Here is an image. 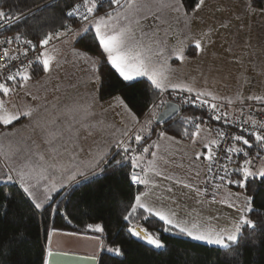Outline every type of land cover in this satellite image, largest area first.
<instances>
[{"label":"snow or ice","instance_id":"snow-or-ice-1","mask_svg":"<svg viewBox=\"0 0 264 264\" xmlns=\"http://www.w3.org/2000/svg\"><path fill=\"white\" fill-rule=\"evenodd\" d=\"M257 2L258 0H245L244 11L247 15H264V8H258ZM205 7L206 0H73L63 16L78 20L81 25L79 29L74 30L72 25L65 24L62 20L63 32L46 33L39 39L38 44L19 33L14 37L0 39L2 52L0 61L3 62L0 65V134L15 135V122L27 119L30 125L35 124L40 128L43 143L48 146L47 155L45 152L34 153L38 163L34 164L31 159H27L23 165L17 167L13 158L19 149L10 143L6 147L0 142V161L3 162L0 167V183L19 184L34 209L39 212L48 211L49 214L58 211L56 208H46L54 203V194L69 187L72 182L79 183L78 177L88 180L102 173L104 169L101 165L108 164L110 160L111 167L117 171L130 165L132 171L129 175L132 184L144 185L146 189L158 187L155 181L149 178L148 169L142 166V161L148 156H151L153 162L157 159L161 150L160 141L180 144V141L167 136L163 130L157 133L156 141L147 143L146 138H150L153 132V119L158 121L167 114L158 113L159 104L153 102L147 108L145 121L141 122L121 97H113V102L104 111L119 108L121 111L117 115L121 116L123 127H117L115 123L104 119H93L96 115L94 107L99 104L97 87L92 88L88 100L84 103L75 101L65 105L61 113L67 119L60 124H57L59 117L46 123L35 119L38 108L28 106L24 109L16 108L15 111L9 108V100L13 93L24 90L25 95H31L30 81L37 72L51 77L54 58L48 56L42 49L54 37L59 39L62 35L71 34L87 39L91 36L105 56L103 63L110 65L123 81L130 82L137 77H146L151 87L161 96L170 90L179 95L181 104L204 109L209 119L240 129L239 134L228 135L224 131L218 132L219 140L203 143L202 147L206 151L194 153L193 165L201 161L202 157L207 161L203 181L205 187L183 180L175 181L177 185L193 193L197 203H203L211 193L210 203H222L232 209L236 216L227 226L206 228L194 218L190 220L180 216L178 209L181 206L171 196L167 197V203L157 196L156 200L160 201L157 206L155 202L146 198L149 193L144 192L134 197L123 215L127 232L155 249H163L166 245L159 235L153 234L139 223L140 220L158 218L162 222L164 232H174L232 252H238L241 247H251L264 254V211L256 207L255 192H249V188L255 189L257 183L264 185V167L254 166L250 151L254 148L264 150V119H256L251 112L246 114L243 107L239 109L238 115H234L235 110L232 108L236 103L244 105L245 100L254 101L260 106L257 107V111L264 114V96L241 95L236 100L224 99L220 102L222 98L210 90L197 87L194 82L190 83L187 80L174 82L171 78L174 70L169 61L173 59L181 63L185 61L187 49L185 41L189 38L185 33H191L193 23L200 19L198 14ZM20 19L21 16L0 10V26L11 27ZM233 19L242 21L243 18L236 15ZM230 24L231 21H228L220 23L219 28L209 26L202 29L200 38L194 40L192 51L197 54L204 53L215 42L214 34L220 28H229ZM161 25H166L163 28L165 38L157 39ZM170 33L182 35L183 39L179 40L178 47H173L169 51L167 36ZM14 44L18 45L15 49L12 48ZM21 44L23 48L19 47ZM29 52L37 54L35 57H29ZM71 56L73 59L65 60L66 63L76 66L81 63L87 65L89 75L82 81L84 87L87 89L89 86L98 85L101 78V63L77 49L71 50ZM55 63L60 64V61L57 60ZM33 99L37 97L33 96ZM13 107L15 108L14 105ZM53 107L55 108V105ZM164 107L172 112L177 111L175 106L170 104H165ZM203 124L202 117L183 116L181 119L183 136L191 139L193 144L197 143ZM97 134L101 135L102 140L88 143L89 137ZM103 137L110 139L104 140ZM221 142L226 146L222 147ZM36 147L39 148V145ZM113 148L116 149L115 152L112 151ZM164 151H168L167 147ZM261 154L260 151L256 153L257 156ZM237 158L242 162L233 166V161ZM138 168L140 172L136 171ZM152 170L153 175L163 176L162 172L155 171L154 164ZM195 175L199 177L201 173L195 171ZM228 186H235L242 191L232 193ZM221 189L229 191L228 199L217 200ZM166 192L172 193L173 189L168 187ZM260 208H264V204H261ZM67 223L72 224V220L68 219ZM86 229L100 234L105 231L99 223L88 224ZM57 235L75 234L60 233L55 228L46 229V245L41 264H53V257L59 255L52 250L53 237ZM88 239L93 241V252L87 258V264H103L102 254L105 252L114 256L123 255L121 248L106 247L98 236ZM23 242L22 238H14L7 245L0 241V264H19L11 258L16 251L12 246ZM255 264H260V261H256Z\"/></svg>","mask_w":264,"mask_h":264},{"label":"trees","instance_id":"trees-1","mask_svg":"<svg viewBox=\"0 0 264 264\" xmlns=\"http://www.w3.org/2000/svg\"><path fill=\"white\" fill-rule=\"evenodd\" d=\"M72 2L73 0H0V10L21 16V19L11 27L0 32V36L14 37L19 33L38 44L39 39L43 38L46 33L63 32L62 20L65 24L72 25L75 30L81 26L79 21L63 16ZM257 7L264 8V0H258ZM54 39L57 38L54 37ZM73 47L101 63V78L98 87L100 101L119 96L139 118L146 114L147 108L157 99L161 105V101L164 105L170 102L167 96L162 97L156 93L150 81L145 78L130 82L119 78L110 65L103 63L105 56L91 36L87 39L77 36ZM192 49L193 47H190L186 52L189 58L195 55ZM42 75V72H37L33 79ZM179 107L178 114L162 124H153V129L163 130L168 136L184 142H189L191 139L183 136L181 125L183 116L202 117L212 125L213 131L210 133L215 137L223 129L209 119L203 110L183 104H179ZM151 138L147 139V143H150ZM250 151L252 159L258 160L264 156V150L254 148ZM258 151L262 153L260 156L256 155ZM241 162L242 160L237 158L233 161V165ZM101 167L104 169L102 173L68 187L63 191L64 193L54 194V203L46 206V208L58 209L54 214L35 210L19 184L0 183V241L6 245L14 238H22L24 241L12 246L16 250L15 255L11 257L13 260L19 264H41L46 245V229L55 228L58 232L98 236L106 247L121 248L123 253L121 256L103 253V264H255L256 261L264 264V259H262L264 254L251 247H241L238 252H232L229 249L194 241L174 232H164L162 222L158 218L140 220L139 223L146 226L153 234L159 235L166 245L165 248L155 249L146 242L131 236L127 232L123 215L134 197L141 192V185L131 183L130 165L117 171L111 167L110 160L108 164H102ZM228 188L235 192L242 191L235 186H228ZM253 191L256 194L257 209L264 211V208H260V205L264 204V185L257 183L255 189L249 188L250 193ZM68 219L72 220V224L67 223ZM96 223L104 227L103 234L87 231L86 225Z\"/></svg>","mask_w":264,"mask_h":264},{"label":"crops","instance_id":"crops-1","mask_svg":"<svg viewBox=\"0 0 264 264\" xmlns=\"http://www.w3.org/2000/svg\"><path fill=\"white\" fill-rule=\"evenodd\" d=\"M244 3L245 0H206V7L200 12L205 18L206 22H215L212 17L215 15H226L229 17L228 21H231V23H236L237 26H235L231 29V31L235 30V32L238 35V42H240L237 45L238 53L236 57L233 60H230L226 63H220L216 64L214 66H211L210 59L207 61L210 67V71H216V73H220V75L224 74V78H232V79H241L244 81V84L246 83L248 85V88H254V81L255 79L258 82V78L261 74H264V15H255L251 16L246 14L244 11ZM219 9V10H218ZM240 15L243 19L241 20H233V16ZM263 16V17H262ZM167 18V17H166ZM204 20V21H205ZM239 21V22H238ZM241 23H243V28L241 29ZM232 24V25H233ZM207 25V26H206ZM200 25L197 21H195L192 25L194 28L200 29L202 27L203 29L208 28V25ZM81 27V26H80ZM78 27L77 29H79ZM165 26H161V31L159 32L157 39H164L165 33L163 31V28ZM262 33V34H261ZM70 35V34H69ZM63 38V37H62ZM60 38V39H62ZM177 35L175 34H169L167 36V39L171 40L172 42H175L174 39H177ZM54 44V47H50L48 49H44L43 52H45L48 56L54 58L53 62V71L51 73V77L49 78L47 74H44L37 78L32 79L30 81V92L31 95H29L28 101L24 103L23 107H35L38 108L37 115L35 116V119L41 121V122H47L52 120L53 118L59 117L60 123L67 119L64 117L61 113V110L64 108L65 105L71 104L75 101H79L80 103H84L89 98V93L92 91L93 87H99L98 85L89 86V88H85L82 81L86 80L89 73L85 69L83 71L78 70L76 67V71L74 68H70L69 64L66 63L65 60H70L73 57L70 55L71 50L75 49L73 47V42L75 39L72 40V43H65V39L60 40ZM241 39V40H240ZM168 43L169 45V51L171 48H173V43ZM188 46V45H187ZM67 48V52L70 53L69 56L71 58H66L64 55H66V51L64 48ZM190 47V46H189ZM81 52V51H80ZM55 53H58L54 55ZM83 53V52H81ZM198 55H194V57H187L189 58L186 60L188 62L190 71H193V65L196 63V57ZM93 58V57H92ZM95 59V58H94ZM223 60H227L224 58H221ZM60 61V64H56L55 61ZM97 60V59H95ZM215 60V59H213ZM171 68L174 70L171 74V77L175 76L176 74L180 73L181 67H179V62L176 60H170L169 61ZM74 65V64H71ZM80 65H86L81 63ZM80 67V66H78ZM230 70V71H229ZM230 76H228L229 72ZM194 72V71H193ZM235 72H237V75H235ZM259 74V75H258ZM222 77V76H221ZM139 78H145L146 77H137ZM73 85H76V87H73ZM58 88V90H57ZM227 89V88H226ZM208 90L212 91L216 96L222 98L221 101L224 99H233L236 100L238 96L247 97L249 95H244L242 93L241 87L237 88V93L233 96L226 95V91L223 89H218L216 87L209 88ZM20 91H18V95H20ZM170 91V90H169ZM16 93V92H15ZM12 96L14 97V94ZM239 94V95H238ZM98 95V93H97ZM255 95H262L261 93L255 94ZM33 96L37 97V99H33ZM264 96V95H262ZM16 99H12L11 105H14V107H9L11 110L15 111L16 108L21 109L16 104ZM113 102V98H110L105 101H100L99 104L94 107L95 116L93 117L94 120H100L104 119L108 122H113L116 124L117 127H123V124L119 121H117L116 118V111L120 110L119 108L116 109H109L108 111H104V109L108 108V105ZM246 103H254V101H247ZM55 105V108L53 107ZM164 108V107H163ZM158 110V109H157ZM121 111V110H120ZM106 112L109 114V117H106L103 115V113ZM106 117V118H105ZM146 114L141 117V119L145 118ZM118 122V123H117ZM15 135L11 134H0V142H3L4 145L7 147L9 143L14 148H20V143L25 142L27 146L23 147L21 149L23 153L19 151V154L16 153L14 159L15 165L18 167L20 165V160H23L24 158H34L35 151L37 152H43V150L47 151V145L44 143L40 144L39 148L36 147V143L34 140V137L37 133L40 134V128L36 127L35 124H31L27 119H22L20 121L15 122ZM27 126L29 129H35L36 134L33 135V138L30 136L29 139L17 142L12 139V136H16V131H19L22 127ZM11 127V126H10ZM55 127V126H53ZM152 125V129H153ZM162 130L153 129L152 135H151V141H156L158 139L157 133ZM168 136V135H167ZM104 140L110 139L109 137H103ZM215 136H213L211 133L205 131L204 129L201 130L200 136L197 138V143L193 144L192 141L184 142L181 140L179 145H174L172 142L169 141H160L161 143V150L158 153L157 159L153 162L151 156L146 157L142 161V166L146 169H148V176L151 180L155 181V183L158 185L155 189L148 188L146 189L144 185H141V192H148L149 196L146 197L147 199H150V201L155 202L157 206H159L160 201L156 200V197L159 196L161 200H164L165 203L168 202L167 197L171 196L172 198L176 199L178 203L180 204V208L183 211L188 208L187 211L191 210V207H194L196 205L197 208H200L198 210V214L200 216H205L207 225L209 228H212V226L217 225L216 227H224L227 226L226 224H229L230 220L234 217L231 216H222L219 215V212L222 210V208H227L225 204L221 203H210V200H204L203 203H197V198L194 196L193 193H191L188 189L183 188L182 186H179L175 183L176 180H183L188 183H194L201 185L203 178H204V169L207 165V161L204 160V158H201V161L196 162L195 165H193L192 157L194 156V153L200 152V151H206L203 149L202 145L205 142H208L210 140H214ZM102 137L97 135V139L95 141H101ZM94 140H90V143H92ZM32 143V144H31ZM149 143V144H150ZM30 144V145H29ZM167 147L168 151L165 152L164 148ZM20 150V149H19ZM185 153L187 155H185ZM160 157H163L161 159ZM187 157V159H186ZM83 158V156H82ZM165 160L167 163H165ZM2 161H0V167H2ZM155 167V171H159L163 173V176L158 177L153 175L152 167ZM195 171H199L201 175L197 177L195 175ZM164 177H170L171 179H165ZM82 179V178H81ZM168 187H171L173 189L172 193L166 192V189ZM232 193H239L232 191ZM229 197V191L227 189H221L219 191V194L217 195V200H226ZM216 207V208H215ZM218 207V208H217ZM178 209V210H179ZM227 210L230 213V209L227 208ZM203 212V213H200ZM222 212V211H221ZM184 217V215L182 216ZM187 218V217H185ZM207 227V228H208ZM191 239V238H190ZM203 243V242H202Z\"/></svg>","mask_w":264,"mask_h":264},{"label":"rangeland","instance_id":"rangeland-1","mask_svg":"<svg viewBox=\"0 0 264 264\" xmlns=\"http://www.w3.org/2000/svg\"><path fill=\"white\" fill-rule=\"evenodd\" d=\"M202 14H204V13L202 12ZM202 14L201 13L198 14L200 19H198L196 21L200 25H203V26L206 25V24H211V25H208V27L211 26L214 29L215 28H219V24L220 23H227L228 19H229V17H227L226 15H224V16L223 15H217V16L215 15L214 17H212V19L215 18V19H213L215 22H209L208 23V22H206V20L204 19L205 17ZM251 18H253V17H251ZM233 20L235 21V19H233ZM232 24L233 23H231L229 25V28H226V29L225 28H220L219 31H217L214 34L213 39H214L215 42L212 45H210L204 53H200L199 56L196 57V60H195L196 63L193 65V68H194L193 71L194 72L190 71L191 69H189V66H188L189 64H188V62H186V60L189 59V58H187L188 56H186V59H185V61L183 63L178 61L179 62L178 64H179V67H181V70H180V73H178L175 76L171 77L173 79V81L175 82V81H178V80H187L190 83L194 82L197 87L204 88V89H207V90L209 88L216 87L218 89H223L224 91L228 92V93H226V95H229V96L230 95L231 96L235 95L237 93V88H239V87H241V89H242L241 91H242V93H244V95H255V94H258V93H261L262 95H264V74L260 75V77L258 78V82L255 79L254 88H251V87L248 88V85L246 83L244 84V81L246 79L244 81H242L241 79L224 78V76H225L224 74L220 75V73H216V71H210L209 70L210 67H209V64L207 62L209 59H210V61H212L211 62V66H214L216 64L226 63L227 61L229 63L230 60H233L236 57V55L238 53V49H239V46L237 48V45L240 42H238L239 39H238V35L235 32V30L231 31V29L234 27V24H235V26H237V25H236V23H234L233 25ZM161 26H165V25H161ZM202 29H203L202 27H200V29H198L197 27L196 28L192 27V31H191L190 34L185 33V35H188V37H189L185 41L186 45H188L187 49H186V52H187L188 48L194 47V40L200 38V34H201V30ZM176 35H177L178 38L174 39L175 42H172L171 40L167 39L168 43L172 42L174 47H178L179 46V40L183 39L182 35H178V34H176ZM76 37L77 36H74V35H67V36L62 35L60 37L62 39H60V38L59 39L60 40L65 39V43L67 42L69 44V43H72V40L76 39ZM57 41H58L57 39L53 38V40L50 41V43L42 49V51L44 49H48V48H50L52 46L54 47V44ZM64 49L66 51V55H64V56L66 58H68L70 53L67 52V50H66L67 48L66 47ZM263 51H264V49H263ZM56 54H58V53H55L54 55H56ZM185 55H186V53H185ZM196 55H198V54L195 52V56ZM69 58H71V57L69 56ZM221 58H224V59H227V60H223ZM213 59H215V60H213ZM71 60H72V58L70 60H68V61H71ZM188 61H190V60H188ZM69 66H70V68L71 67L74 68L75 71H76L75 67L78 70L83 71V72H85L84 71L85 69L87 70V65H83V66L79 65L80 67H78L76 65H71V63H70ZM228 74H229L228 76L231 77L230 72ZM235 75H237V72H235ZM29 91H30V89H29ZM28 98H29V95H25V91L24 90L20 91V95H18V92H16L14 94V97L12 95L10 97L9 107H13V105H11L10 102L12 103V99H16L15 102L18 105V107H20L21 109H24V108H26V107H23L24 103L28 101ZM158 101H159V99H157V101H155V103L159 104L160 107L163 108L164 104L161 105L160 101L159 102ZM160 107L157 110L158 113L161 112L160 111V109H161ZM118 112H120V110L116 111V118L115 119L117 121L121 122V116L117 115ZM36 115H37V113L35 114V116ZM103 115L106 116V117H109V114L106 113V112H104ZM109 118H111V117H109ZM100 119H101V116H100ZM139 119L141 120V122H143V121H145L146 117L143 118V119H141V117H140ZM155 121L156 120L153 119L152 125L156 123ZM57 124H60L59 120H57ZM32 134L33 135L36 134L35 129L34 130L32 128L29 129L27 126H24L19 131H16V136H12L13 137L12 139H14V141H16V142L18 140L24 141V140L29 139L30 136L33 138ZM97 135L101 136L100 134H97ZM97 135H95L93 137H89L88 143H90V140H94L95 141V139H97ZM146 139H148V138H146ZM34 140H35L36 146L37 145L40 146V144L43 143L41 130H40V134L37 133L35 135ZM58 143H62V141H58ZM25 146H27V144L25 142H21L20 143V148H19L20 150L19 151L21 152V154H25L21 150ZM19 151L17 152V154H19ZM112 151L115 152L116 149L113 148ZM35 152H37V151H35ZM35 152H33V153H35ZM43 152H45L46 155H47V151L46 150H43ZM83 158L86 159V157H83ZM27 159H31L34 164L38 163L37 157L34 155V158L28 157V158H24L23 160H20V165L19 166L23 165V163ZM186 159H187V157H186ZM255 161L257 163V164H255L256 168L264 167V156L259 158L258 160L255 159ZM136 171L140 172V169L138 168V169H136ZM78 180L80 181L79 183L72 182V184H70L69 187L70 186H74L76 184H80L82 181H85L83 177H78ZM67 188L61 189L60 192H63ZM206 200H211V199H206ZM187 210H188L187 207H186V209L184 211L182 209H179L178 211L180 213V216L184 215V217H187L190 220L194 218L196 220V222L200 223L202 226H204L206 228L208 227V225H207L208 220L206 221L205 216H200L198 214V212H197L198 210H200V208H197L196 205H195L194 207H191L190 211H187ZM221 211L219 212V215L221 214L222 216H225V217L229 216L230 217L231 214H232V216H234V217L236 216V213L232 209H230V213L227 210V208H222ZM188 213H191L192 215L188 216L187 215ZM200 213H203V212H200ZM226 225H228V224H226ZM216 226L217 225H215V226L213 225L212 228H217ZM198 242H200V241H198ZM204 244H206V243H204ZM211 246H215V245H211Z\"/></svg>","mask_w":264,"mask_h":264},{"label":"water","instance_id":"water-1","mask_svg":"<svg viewBox=\"0 0 264 264\" xmlns=\"http://www.w3.org/2000/svg\"><path fill=\"white\" fill-rule=\"evenodd\" d=\"M175 106L177 111L172 112L167 108H163L160 113H167L160 120H156V124H162L179 113L180 107L172 102H167ZM64 233V232H60ZM87 235L75 234L72 236L57 235L53 237L52 250L59 253L53 257V264H87V258L93 252V241L88 239Z\"/></svg>","mask_w":264,"mask_h":264},{"label":"built area","instance_id":"built-area-1","mask_svg":"<svg viewBox=\"0 0 264 264\" xmlns=\"http://www.w3.org/2000/svg\"><path fill=\"white\" fill-rule=\"evenodd\" d=\"M15 22H16V21H15ZM15 22H14V23H15ZM14 23H13V24H14ZM13 24H12V25H13ZM6 28H8V27L0 26V32L4 31ZM8 37H13V36H10V35H1V36H0V39H5V38H8ZM16 47H18V45H16V44L12 45V48H13V49H15ZM19 47L23 48V45L21 44V45H19ZM36 54H37V53L29 52V57H35ZM0 55H2V52H0ZM21 59H24V57H21ZM2 63H3V62L0 61V65H2ZM163 96H165V97L167 96V98H169L168 100H169L170 102L176 104V105L181 104V103H180V99H179V95H177L176 93L165 92V93L162 95V97H163ZM220 102H223V101H220ZM248 105H251L252 107H249ZM193 107H195V106H193ZM241 107H243V110H244V112H245L246 114L249 113V112H251V114H252L256 119H264V114H262V113H260L259 111H257V107H260V106H257V105L254 104V103H246V102H244V105H241V104H239V103L234 104V105L232 106V108L235 110L234 115H238V114H239V109H240ZM195 108H197V107H195ZM199 109H201V108H199ZM201 110H203V111L207 114V112H206L204 109H201ZM229 111H231V110H229ZM207 115H208V114H207ZM203 121H204V124L202 125V128H204L206 131H209V133H210V132L212 133V131H213V130H212V125H211L209 122H206L205 120H203ZM213 122L219 124V125L221 126V128H223V129L220 130V131H224V132H225L226 134H228V135H231V134H239V132H240V129H239L238 127H236V126H233V125H227V124L222 125L221 122H219V121H215V120H213ZM226 138H227V137H226ZM219 139H220L219 136H217V137H215L214 140H219ZM221 146L224 147V146H226V145H224L223 142H221ZM221 159H223V157H221ZM224 162L227 163V161H224ZM253 164H254V166H255V164H257L256 161H255V159H253ZM233 166H234V165H233ZM204 176H205V173H204ZM203 181H204V178H203ZM203 181H202V183H201V185H200L202 188L205 187ZM207 199H211V193H209Z\"/></svg>","mask_w":264,"mask_h":264}]
</instances>
